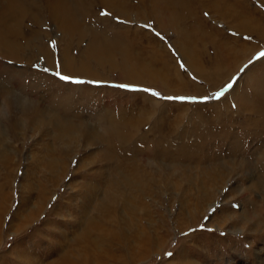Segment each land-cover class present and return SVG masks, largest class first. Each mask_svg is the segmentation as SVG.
<instances>
[{"label":"rangeland","instance_id":"1","mask_svg":"<svg viewBox=\"0 0 264 264\" xmlns=\"http://www.w3.org/2000/svg\"><path fill=\"white\" fill-rule=\"evenodd\" d=\"M143 3L139 13H132L139 18L130 22L109 17L116 26H98L97 17L106 15L96 7L94 33L105 34L104 50L110 53H101L103 61L84 56L87 35L69 38L54 24L26 26L27 33L36 30L31 41L42 39V48L52 52L49 59L37 57V50L30 51L27 40H21V60L0 61V85L22 92L43 108V127L32 126L15 103L7 106L0 96V208H6L0 212V264H61L69 252L76 257L75 237L87 227L80 224L101 220L99 203L105 202L109 190L104 182L114 174L108 167L119 165L118 161L124 162L115 169L132 180L137 174L133 167L139 165L142 187L138 196L126 192L132 211L123 203L109 210L104 207L109 220L99 230L105 245L101 243L96 252L108 259L107 264H262L264 229L258 234L251 229L240 232L239 223L233 228L229 221L253 204L263 209L264 194L248 187L252 173L261 175L255 154L264 146V130L253 124L264 122V116L242 108L241 99L245 96L256 106L260 100L255 93H264V58L259 57L264 52V0H218L220 10L206 0L205 12L188 7L166 20L150 2ZM168 12L173 14L172 9ZM66 59L75 60L77 67L86 61L84 71L69 75L62 68ZM127 67L129 74L122 78L120 71ZM58 73L72 81L62 80ZM12 79L20 86L12 85ZM222 89L224 94L214 98ZM12 119L19 125H11ZM55 122L85 123L102 139L76 140L71 152L64 153L55 138L59 128ZM111 124L127 134L132 129V146H116ZM155 148L167 152L150 153ZM104 150L113 157L106 160ZM50 161L52 167H47ZM242 162L253 164V172H239ZM63 170L66 175L60 181ZM43 187L50 193L41 213L24 222ZM91 187L92 193L87 191ZM85 191L92 194L88 203ZM205 198L212 206L207 207ZM82 207L86 213L80 219ZM223 211L229 220L225 225ZM136 233L139 238H134ZM114 234L126 236L122 251ZM88 235L87 258L101 264L91 250L95 235L90 230ZM168 252L173 255L167 256Z\"/></svg>","mask_w":264,"mask_h":264},{"label":"bare ground","instance_id":"2","mask_svg":"<svg viewBox=\"0 0 264 264\" xmlns=\"http://www.w3.org/2000/svg\"><path fill=\"white\" fill-rule=\"evenodd\" d=\"M143 1L144 2L145 1L150 2L149 6L152 8V10L155 12L159 11L161 18L164 20L169 19V18L170 19L174 18L173 16L175 13H177L176 11H179V12L183 11L184 12L185 10H188V7H189V9H195L197 7V8L202 9L203 11L207 9L206 0H133V2H131V0H0V61L2 59L6 60V61H8V60L20 61L21 60L20 56H21L22 50L24 49L23 44L20 43L21 40H23V41L27 40L28 48L30 51L34 50V49L37 50V57L42 56L46 59H49V55H50L51 51L49 49H43L42 48L43 43H44L43 40L40 39V40H36L34 42L31 41V38H33L34 34L36 33V30L30 31L28 33L26 32V26L34 28L35 26H43V24H44V26H47V24H54L59 29V32H61L63 35H67L69 38H70V36L74 37L76 35L78 40H80V39L85 38L87 35L89 38V44L86 46V48L84 50V56L94 57L97 60L103 61V58L105 57V56H103L104 53L106 55L109 54V56H110L109 51L104 50L105 46H107L106 44H108V41L102 39L101 36H103L104 38H107V37L104 36L105 34H101V32L100 33L98 32V34L94 33L95 30H94L93 26H95V23H92V22H95L98 19V22H99L98 26H116L112 23V21L109 22V17L117 18L118 20H121L123 22H127V21L130 22L131 20H133L132 17H134V16L135 17L138 16V18H139V14L133 15L132 13H139V9H142L144 7ZM208 1H209V3H211L213 5L212 7H214L215 10L222 9L220 7V5H218V0H208ZM96 7L103 9L105 13H109L110 15H106L105 18H102V19L97 17V19L95 20L96 15L94 14L95 13L94 11H95ZM134 9H136V10H134ZM168 9H172L173 14H172V12H168ZM243 27H244V30L246 32H250L251 29L248 26H243ZM39 30H41L40 27H39ZM257 30L258 31H256V32L260 31L259 29H257ZM25 34H27V37H25ZM113 35L114 34L111 33L109 36H113ZM261 37H262V35H261ZM111 39L109 37L108 40L111 41ZM262 39H263V37H262ZM101 53H103V55ZM74 62H75V60H73V59H69V60L66 59L62 63L63 70L70 73L69 75H72V76L79 75L81 72L84 71L83 66H85L86 61L79 62L78 67L74 64ZM70 63H72V65H70ZM112 69H116V67L113 66ZM19 71H23V69H20ZM87 71L89 72V69ZM120 72H121L122 78H123L125 76V74L129 72L128 67L125 69H122ZM73 73L76 75H73ZM90 73H92V72H90ZM18 77H20V76H18ZM18 77H16V78H18ZM11 82H12V85L17 84L18 86H20V84H19L20 82L19 81L16 82V79H12ZM21 89H24V88L21 87ZM21 93L22 92H19V93L11 92L7 88H4L2 85H0V96L3 98L6 105L7 106L10 105V107H12L14 105L13 103H15V106L17 105L20 108L19 109L20 112H18V113H20V115L22 114V116H24V118L26 119L25 123H29L32 126L42 128L43 127V122H42V120H43L42 109L43 108L41 107L40 104H38L36 102L34 103L33 101L26 99L25 96ZM255 94H256V97L259 98L260 102L258 104H256V106H254V105L250 104L251 102L249 100H247V97L242 96V99H241L242 108L248 106L251 108L252 111L258 113L261 116H264V101H263L264 100V93L261 92L259 94L258 93H255ZM254 102H256V101H254ZM15 106H14V108H15ZM226 114H227V112H226ZM256 123H259V124L256 125ZM11 125L18 126L19 124H18L16 119H12ZM111 125H113L114 128L116 129V130L112 129V128L109 129V132L111 133L112 136L114 135L115 141L117 142L116 146L118 145V146H120V147L122 146L124 148L125 144L130 143L133 140L135 133L133 131H131L132 129L130 130V132L128 131L129 133L127 134L126 132H124L122 130V128L117 127L118 124H116V125L111 124ZM120 125H122V124H120ZM245 125H247V124H245ZM54 126L59 127L57 129V133L55 135V138H57V141L60 143L61 148L62 149L65 148V149H63L64 153L65 152H68V153L71 152L70 151L71 150V144L74 143L76 140H78V142H79V140L80 141L84 140V141L90 143V142H96V141L98 142V140L100 141L102 139V135L100 136V134L95 129L91 128L89 125H87L85 123H82L81 125L80 124L79 125H73V124L69 123L66 125V123L57 124L55 122ZM64 126H66V127H64ZM253 126L254 127L258 126L259 128L261 127V128H263L262 130H264V122L263 121L256 120L254 122ZM136 127H137L136 125H133V129H135V131H136ZM246 127H248V126H246ZM251 127H252V125L249 128H251ZM123 128H125V127H123ZM260 132L262 133L261 130H260ZM171 133H172V131H171ZM222 134L224 135V133H222ZM227 136H229V135H227ZM236 138H238V137H236ZM198 144H200L199 140H198ZM221 144H223V143H221ZM130 145H131V143H130ZM237 145H236V147H237ZM123 148H119V150L120 149L123 150ZM200 148H203V145ZM203 149H205V148H203ZM111 150H112V147H111ZM162 150H160V148H155V149L151 150L150 153L157 155V152H161ZM165 150H163V151H165ZM259 150H261V151L255 155H258V157H256L257 163L261 164L260 165L261 168H259L261 171V175L259 174V176H257V174H258L257 173V174H255L256 176H254V174L252 173V178L250 177V179H249L251 186L248 187V190L253 191V192H258V193L261 192L264 194V146L261 147ZM166 152L167 151H165L164 153H166ZM102 154L106 160L111 159L113 157V156L109 157L110 156L109 152H107L106 150H104L102 152ZM120 154H121V151H120ZM194 154H196V153H194ZM114 155H115V153H114ZM134 160H135V158H134ZM123 162L118 161L119 165ZM232 163H235V162L232 161ZM51 164H52V162L50 161V163H47L46 166L52 167ZM117 165L118 164L116 163V166ZM119 165L117 167L116 166L112 167L109 165V167H108L109 170H110V168L112 169L114 174H112V175L108 174V176L104 182V186L109 187V190H105V202L103 201V202L99 203V207H100V209H99L100 214L99 215L101 216V220L99 222L98 221L93 222L92 219H89L88 223L82 222L80 224V226L87 225V227L84 228V230L79 235H76V237H75L74 247L77 249L74 250L75 252L73 251V254L76 257H74L70 252L65 253L61 264H93V262H92L93 259H92V261L91 260L89 261V258H87V257L91 256V254L89 252L90 248L88 247L89 246V238H90L88 235V232L90 230V231H92L93 235H95V239H96V240H94L95 243H93V245L91 246L92 252L95 253L96 250H98L99 247L101 246V243L105 245L104 234L102 232H100V230H99V228L102 227V225L107 227L108 220H109V217L106 215V213L104 211V207L106 210H109V209L114 208L115 206H118L119 204L123 203V205L126 207V209L129 212L133 210L131 205H130V198H129V196H126V192H127V190H130V191H133V193L135 192V195H137V196L139 195V189L141 186L140 182L142 179V177L138 174L139 165H137L135 163V165H137L138 167L137 166L133 167L135 170L137 169V174L135 175L136 179L134 178L133 180L131 178L125 177V175L122 174V172L120 170L115 169V168H119ZM230 165H231V163H230ZM224 166H225V164H224ZM253 169H254L253 164L247 163V162H242V164L239 165L237 168V170L239 172H242L241 170H245V173L247 171L253 172ZM61 173H62L63 177L60 179V181L66 175V172L64 170L61 171ZM109 176H111V177H109ZM53 186H54V184H53ZM92 189H93V187H91L90 189L88 188L87 191L90 190V192H91V191H93ZM87 191H85L86 195L84 194L85 195L84 200H86L87 198H89L92 195L91 194L92 192L88 193ZM49 193L50 192L45 187H43V189L41 191H38V194H37L38 198H36L37 204L34 205V207L32 206L33 208L31 210L29 209V213L27 214V216H25V215L23 216V219H25L24 222L31 221L34 218V216H36V215L38 217V215L41 213L40 212L41 207L44 205V202L47 200ZM210 195H206V197H208L209 200H210V197H209ZM263 197H264V195H263ZM132 198H134V197H132ZM84 202L88 203L87 200ZM206 202H207V207H208V205L212 206L211 203L210 204L208 203V199L205 198L204 203H206ZM261 203L263 204V209L256 207L255 204H253V205L250 204V205H252L251 210L249 209V210L242 211V212L240 211L239 214H237V216L231 220V222L227 219L228 215H226L225 212L223 211V213L221 212V222L225 225V224H227V220H228L229 224H232L234 226L233 228L237 227V225H238L240 230H237V231H240V232H247L248 229L249 230L251 229L250 231H252V232L254 231L255 233L258 231V229L263 231V229H264V199H262ZM28 204H29V202H28ZM83 207H82V210L80 211V214H81L80 219L84 218V215L86 213ZM259 207L262 208V206H259ZM4 209L6 211V208L4 206H3V208L1 207L0 212H3ZM76 220H78V217ZM236 221L239 224L236 225V223H235ZM98 223H100V226L98 228H96L95 225L97 226ZM117 224H118V222H117ZM261 228H263V229H261ZM235 231L236 230H234V232ZM83 232H85V233H83ZM256 234H258V232ZM263 234L264 233H262V235ZM114 235H116V234H114ZM260 235H261V233H260ZM116 236H118V237L115 238V240L116 239L118 240L119 248H121V251H122L124 249V246L127 245V244H124V242H123L126 239V236H124V234H122V235L118 234ZM134 238H139V235L136 233ZM131 245H132V243H131ZM87 254H88V256H86ZM96 256H97V260H99L101 264H107L105 261V259H107V258L105 256H100V253H97ZM262 260H263L262 264H264V259H262ZM107 261H108V259H107ZM114 261L115 260H113V262ZM22 264H27V263L22 262ZM259 264H261V263H259Z\"/></svg>","mask_w":264,"mask_h":264},{"label":"snow or ice","instance_id":"3","mask_svg":"<svg viewBox=\"0 0 264 264\" xmlns=\"http://www.w3.org/2000/svg\"><path fill=\"white\" fill-rule=\"evenodd\" d=\"M102 14H104V15H110L109 13H102ZM145 27H151V26H150V25H145ZM157 35L159 36L160 34L157 33ZM259 57H260V58H264V52H261V53L259 54ZM250 63H251V61H250ZM181 67H183V65H181ZM245 67H247V65H246ZM241 71H243V69H242ZM57 75H60V74L58 73ZM60 78H61L62 80H65V81H72V78H71V77H68V76L60 75ZM75 82H76V83H80L81 81L76 80ZM120 87H128V86H126V85H120ZM226 87H227V88H231L232 85H231V84H228ZM143 91H145V92H150L151 95H153V96H157V97L160 96V93H159V92H156V91H153V90H150V89H143ZM224 91H225V90L222 89L221 92L217 93L216 96H215L214 98L219 99L220 96H222V95L224 94ZM164 99H178V100H185V99H187V98H186V97H164ZM205 99H207V97H205ZM166 255L169 256V257H171V256L173 255V253L168 252Z\"/></svg>","mask_w":264,"mask_h":264}]
</instances>
